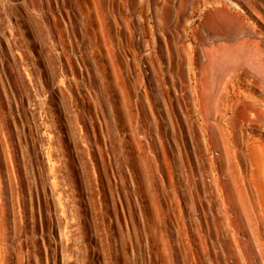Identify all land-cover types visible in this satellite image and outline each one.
I'll return each mask as SVG.
<instances>
[{
    "label": "rangeland",
    "instance_id": "rangeland-1",
    "mask_svg": "<svg viewBox=\"0 0 264 264\" xmlns=\"http://www.w3.org/2000/svg\"><path fill=\"white\" fill-rule=\"evenodd\" d=\"M5 261L264 264V0H0Z\"/></svg>",
    "mask_w": 264,
    "mask_h": 264
},
{
    "label": "bare ground",
    "instance_id": "bare-ground-1",
    "mask_svg": "<svg viewBox=\"0 0 264 264\" xmlns=\"http://www.w3.org/2000/svg\"><path fill=\"white\" fill-rule=\"evenodd\" d=\"M219 5V4H218ZM234 8H238L235 4H233L232 5ZM219 12L220 11H214V12H212L211 13V15H213L212 17H215V16H218V14H219ZM221 14H222V11H221ZM230 55V57H233L234 56V54H229ZM9 249H11V250H15L14 248H9ZM9 249H6V250H4L6 253H7V251L9 250ZM3 264H9L7 261H5V263H3Z\"/></svg>",
    "mask_w": 264,
    "mask_h": 264
}]
</instances>
